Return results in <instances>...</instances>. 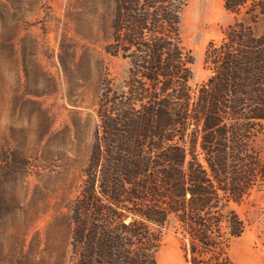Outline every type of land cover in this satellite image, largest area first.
Listing matches in <instances>:
<instances>
[{"label": "trees", "instance_id": "obj_1", "mask_svg": "<svg viewBox=\"0 0 264 264\" xmlns=\"http://www.w3.org/2000/svg\"><path fill=\"white\" fill-rule=\"evenodd\" d=\"M98 122L65 250L54 264H157L172 230L182 264H236L248 222L235 206L264 187V0H222L233 21L204 52L194 89L180 33L188 0H108Z\"/></svg>", "mask_w": 264, "mask_h": 264}, {"label": "rangeland", "instance_id": "obj_2", "mask_svg": "<svg viewBox=\"0 0 264 264\" xmlns=\"http://www.w3.org/2000/svg\"><path fill=\"white\" fill-rule=\"evenodd\" d=\"M110 15L108 0H0V264H54L66 248L100 81L125 69L103 53ZM233 19L222 0H188L182 9L192 89L208 76V43ZM235 208L248 226L232 244L233 261L264 264V187ZM182 263L167 230L157 264Z\"/></svg>", "mask_w": 264, "mask_h": 264}]
</instances>
